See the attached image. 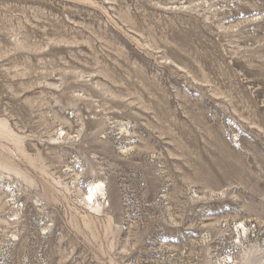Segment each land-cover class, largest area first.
Returning a JSON list of instances; mask_svg holds the SVG:
<instances>
[{"label":"rangeland","instance_id":"374dc122","mask_svg":"<svg viewBox=\"0 0 264 264\" xmlns=\"http://www.w3.org/2000/svg\"><path fill=\"white\" fill-rule=\"evenodd\" d=\"M252 250L264 264V0H0V264Z\"/></svg>","mask_w":264,"mask_h":264},{"label":"bare ground","instance_id":"6f19581e","mask_svg":"<svg viewBox=\"0 0 264 264\" xmlns=\"http://www.w3.org/2000/svg\"><path fill=\"white\" fill-rule=\"evenodd\" d=\"M104 197H105V186H104V184L102 182L97 181L95 183L90 184L88 191L84 195L83 201L85 202V204L87 206L90 207V209L98 210L99 209V205H100V200L103 199ZM247 231L248 230L244 227V225L241 224V231L238 232V236L240 237V236L244 235V237H246ZM245 239H247V238H245ZM238 242H239V244H241V242H242L241 237H240V241H238ZM252 248H254V247L252 246ZM253 251L254 250L249 251L248 258L244 262L245 264H247L250 260H252V256L255 255V252H253ZM228 261L231 264L234 263V260H232L231 258H229Z\"/></svg>","mask_w":264,"mask_h":264}]
</instances>
